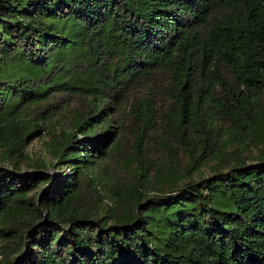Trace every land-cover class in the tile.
<instances>
[{
    "label": "trees",
    "instance_id": "obj_1",
    "mask_svg": "<svg viewBox=\"0 0 264 264\" xmlns=\"http://www.w3.org/2000/svg\"><path fill=\"white\" fill-rule=\"evenodd\" d=\"M0 264H264V0H0Z\"/></svg>",
    "mask_w": 264,
    "mask_h": 264
},
{
    "label": "rangeland",
    "instance_id": "obj_2",
    "mask_svg": "<svg viewBox=\"0 0 264 264\" xmlns=\"http://www.w3.org/2000/svg\"><path fill=\"white\" fill-rule=\"evenodd\" d=\"M57 171H58V169H54V170H51L50 172L54 174Z\"/></svg>",
    "mask_w": 264,
    "mask_h": 264
}]
</instances>
